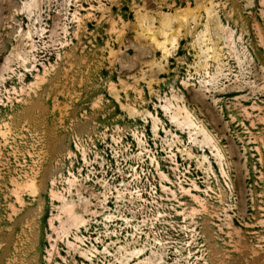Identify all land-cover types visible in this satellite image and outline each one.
<instances>
[{
    "label": "rangeland",
    "instance_id": "obj_1",
    "mask_svg": "<svg viewBox=\"0 0 264 264\" xmlns=\"http://www.w3.org/2000/svg\"><path fill=\"white\" fill-rule=\"evenodd\" d=\"M0 264H264V0H0Z\"/></svg>",
    "mask_w": 264,
    "mask_h": 264
}]
</instances>
